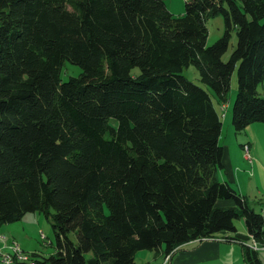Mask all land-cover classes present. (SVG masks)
I'll return each mask as SVG.
<instances>
[{
    "label": "trees",
    "instance_id": "trees-1",
    "mask_svg": "<svg viewBox=\"0 0 264 264\" xmlns=\"http://www.w3.org/2000/svg\"><path fill=\"white\" fill-rule=\"evenodd\" d=\"M184 7L0 0V227L38 211L56 239L53 254L17 264H136L139 250L171 254L218 234L241 244L245 264H263L248 239L264 244V216L219 180L221 117L182 70L194 65L220 104L236 70L234 130L264 122V0ZM219 14L223 34L207 45ZM65 61L81 72L63 80Z\"/></svg>",
    "mask_w": 264,
    "mask_h": 264
},
{
    "label": "rangeland",
    "instance_id": "rangeland-1",
    "mask_svg": "<svg viewBox=\"0 0 264 264\" xmlns=\"http://www.w3.org/2000/svg\"><path fill=\"white\" fill-rule=\"evenodd\" d=\"M167 8L175 15H181L185 10V0H165ZM208 35L207 45L215 42L224 31V19L222 15H215L207 19ZM236 45V34L232 31L228 49L222 55L223 60H227ZM138 68H134L133 72H138ZM81 72L78 65L68 61L64 62L61 71V78L67 80L69 76H77ZM182 73L195 82L204 87L212 96L214 105L221 117L222 126L219 135V143L224 146L225 155L232 167L235 176L234 186L241 189L249 204L264 216V122L255 121L248 124L243 130L237 132L232 124V105L237 93V76L236 70L233 71L230 80V89L227 93L225 103H219L213 91L202 83L198 69L194 65L183 68ZM259 92L264 94V85L258 86ZM225 104V106H223ZM245 145L248 146L249 158L246 156ZM219 180H224L221 170H218ZM53 210L50 209V214ZM239 230H245L243 217L236 218L234 221ZM72 240H76L74 233L70 235ZM211 238L229 242L223 235H216ZM248 241H250L248 239ZM16 242L22 249V252L31 257L33 253L43 256H49L56 250V239L52 229L51 215L46 216L42 212H27L24 216L15 222L3 224L0 227V252L5 254H13L12 244ZM236 242V241H230ZM222 250L226 251L230 247L238 246L235 243H221ZM181 246V245H180ZM178 246L175 251L180 247ZM164 250V246L162 247ZM164 252V251H163ZM163 252L155 250H139L135 254L136 264H160L162 260H168L171 254L163 255ZM260 253L264 249L259 250ZM229 254V252H228ZM164 256V258H163ZM0 256V264L2 263ZM16 255L11 264H17Z\"/></svg>",
    "mask_w": 264,
    "mask_h": 264
},
{
    "label": "crops",
    "instance_id": "crops-1",
    "mask_svg": "<svg viewBox=\"0 0 264 264\" xmlns=\"http://www.w3.org/2000/svg\"><path fill=\"white\" fill-rule=\"evenodd\" d=\"M224 147V146H223ZM224 175V180L230 181L232 184L235 181V176L233 175L232 167L229 163L227 156L223 158V168H220ZM218 174V172H217ZM239 192L240 188L234 186ZM242 193V192H241ZM230 201L220 200L218 205H231ZM238 229V228H237ZM240 233H247L245 230H239ZM249 243H252V238L249 239ZM221 243H235L238 246L230 247L226 251L222 250ZM163 252L161 248L159 251ZM229 252V254H228ZM164 255V252H163ZM259 257L264 264V252H259ZM164 258V256H163ZM160 264H245L242 252V246L238 242H224L216 238H203L189 241L182 244L176 251H174L168 260H162Z\"/></svg>",
    "mask_w": 264,
    "mask_h": 264
},
{
    "label": "bare ground",
    "instance_id": "bare-ground-1",
    "mask_svg": "<svg viewBox=\"0 0 264 264\" xmlns=\"http://www.w3.org/2000/svg\"><path fill=\"white\" fill-rule=\"evenodd\" d=\"M257 244V243H256ZM20 246L16 243V242H14L13 244H12V249H13V254H5V255H8V261H9V263L11 264L13 261H14V255H16V260L17 261H20V262H22V261H25V260H28L29 258H28V256L26 255V254H22V253H20ZM262 249H264V244L262 245ZM4 254V253H3Z\"/></svg>",
    "mask_w": 264,
    "mask_h": 264
},
{
    "label": "built area",
    "instance_id": "built-area-1",
    "mask_svg": "<svg viewBox=\"0 0 264 264\" xmlns=\"http://www.w3.org/2000/svg\"><path fill=\"white\" fill-rule=\"evenodd\" d=\"M223 106H225V104H224ZM244 147H245V149H246V156L249 158L250 156H249V152H248V146L245 145ZM252 246H253L255 249H257V250L262 249V244H256L255 241L252 242ZM20 253L23 254L21 248H20ZM0 256H1V258H2L1 260H2V263H3V264H10L9 261H8V255H3V253L0 252Z\"/></svg>",
    "mask_w": 264,
    "mask_h": 264
}]
</instances>
